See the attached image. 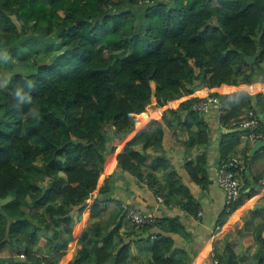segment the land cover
Masks as SVG:
<instances>
[{"label":"trees","instance_id":"1","mask_svg":"<svg viewBox=\"0 0 264 264\" xmlns=\"http://www.w3.org/2000/svg\"><path fill=\"white\" fill-rule=\"evenodd\" d=\"M39 38L50 43L41 48ZM0 50L8 56L0 59L5 71L13 59H35L8 81L0 73V251L16 254L0 264H58L75 240L69 264H191L194 254L177 240L192 243L193 236L179 216L137 227L109 194L116 174H124L167 209L196 218L201 207L163 141L167 128L187 136L181 149L206 147L210 131L201 103L219 110L220 163L237 159L241 138L250 134L238 123L256 121L264 138V95L245 91L264 83V0H0ZM41 53H49L47 61L38 62ZM199 89L217 92L150 121L98 188L115 145L146 126L153 100L161 109ZM18 90L31 103H19ZM206 169L204 152L184 172L191 184L206 187ZM96 191L91 222L78 234L74 213L81 215ZM243 204L240 197L225 208L219 226ZM260 229L254 255L238 256L228 245L215 253L217 263L264 264V224Z\"/></svg>","mask_w":264,"mask_h":264},{"label":"crops","instance_id":"2","mask_svg":"<svg viewBox=\"0 0 264 264\" xmlns=\"http://www.w3.org/2000/svg\"><path fill=\"white\" fill-rule=\"evenodd\" d=\"M245 91L250 92L252 96L259 94L264 95V83L257 82L245 88ZM216 92V89H199L195 91L191 97L185 98L184 102L189 99H207L210 94ZM223 96L224 95L221 96L222 99ZM177 103L178 101L170 103L169 105ZM181 103L180 101L176 108L170 107L161 110L159 115L160 118H157V120L161 119L166 111L177 109ZM211 104L210 101L208 112L205 113L206 115L204 117L209 125L210 131V142L206 147L191 150L181 149L178 143L185 141L187 136L180 134L178 131H176V134H179L176 136L173 131L164 128L165 137L163 148L166 152V156L170 157L172 168L178 173L182 180V184L190 189L197 204L201 207L200 213L196 218L183 215L176 208L167 209L163 205L162 199L159 201V198L155 197L153 192L145 185L138 184L132 177L124 174H116L113 192L109 194V199L119 202L121 205L134 207L142 213L155 217L156 219L179 216L181 222L187 227L191 236H193L192 243H185L180 239L177 240L178 247L184 248L194 254L191 264H218L214 258L215 253H223L228 245L234 247V253L238 256L244 254L249 256L254 255L259 248V243L255 241V238L258 232L262 231L260 226L264 224V141L251 143L246 136L241 138L239 150L237 152L240 169L237 179L241 183L240 197L243 198L244 204L231 214L224 224L221 226L218 224L220 221L219 218L226 208L224 192L219 188L216 180L217 171L220 166L218 149L225 131L219 124L218 108ZM259 117L264 121L263 115ZM147 126L146 124L145 127L137 130H143ZM137 130L130 136V139L138 132ZM246 146L249 147V151L247 155L244 156L243 150ZM204 152L207 158L206 170L209 176V184L206 187H199L190 183V179L184 172V167L187 162L196 160L197 157ZM115 172L116 163L113 173ZM111 177L112 175H107L105 180ZM246 197H249V199H245ZM107 208L112 210L115 208V204L111 202ZM86 226L87 225L83 226L81 231H83ZM262 236L264 238V233ZM73 248H75L74 253H67L58 264L70 263L77 250L75 245H73ZM133 251H135V249H133ZM15 255L16 254L9 249L1 250L0 261L14 257ZM254 262L258 263V261Z\"/></svg>","mask_w":264,"mask_h":264},{"label":"built area","instance_id":"3","mask_svg":"<svg viewBox=\"0 0 264 264\" xmlns=\"http://www.w3.org/2000/svg\"><path fill=\"white\" fill-rule=\"evenodd\" d=\"M209 104L210 102L208 101L201 103L198 109L204 113H207ZM238 125L244 130H249L250 134L247 136V138L251 143H255L264 139L262 135L256 133V121L245 120L241 123H238ZM237 168H239V161L237 159H231L228 162H221L217 171L216 180L219 188L224 192L226 208H230V206L235 204L241 195V183L233 172V170H236ZM122 207L124 209L125 219L137 227H144L155 223V217L146 215L134 207L126 205H122ZM20 259H24V256L21 255Z\"/></svg>","mask_w":264,"mask_h":264},{"label":"rangeland","instance_id":"4","mask_svg":"<svg viewBox=\"0 0 264 264\" xmlns=\"http://www.w3.org/2000/svg\"><path fill=\"white\" fill-rule=\"evenodd\" d=\"M39 42L41 43L40 45H42L41 48H44V45L45 44L50 43L49 41L46 42L45 39H43V38L42 39L39 38ZM0 52H3V51L0 50ZM48 54L41 53V54L38 55L37 58L36 57H34V58H36L38 60V62H40V60L42 58L46 59V61H47V57L46 56H48ZM34 60L35 59H31L29 62H20V61H18L16 59H13L11 61L10 65L8 66V67H11V68L7 69L6 71L4 70L5 65L4 64L1 65V67H0V73H2L3 77L6 78V80L8 81L16 73L29 71L28 63H32V62H34ZM184 99L185 98H182L181 100H179L177 104H179L180 101L183 103L184 102ZM177 104L167 105L165 108H162V109L159 110V109L153 108V106L155 105V101L153 100L152 105L149 108H147L148 111H149L148 112V115H149V119L148 120L149 121L150 120L153 121V119H156L157 120V118H160L159 115L161 113V110H165V109L170 108V107L176 108ZM149 121H147V125L149 124L148 123ZM139 122H140V120L139 119H136V123H139ZM137 129H141V128H137V126H136L135 130H137ZM130 136H128L121 143H118L117 145H115V152H114V154L112 156H109L107 158V160H106V163L108 161H111V165L112 166H110V168H107L106 167V163H105L104 172H103V174H102V176H101V178L99 180L98 188L101 187V184L103 183V181L105 180V178H106L107 175H113L114 174L113 172H114V165L116 163V159H117V157L120 154H122L123 149H124L126 143L131 140L130 139L131 138ZM97 194H98V191H96L93 194V197L88 202V204L86 205V207L84 209V212L81 215H78L79 212H77V211H75V213H74L75 222H76L77 228H78L77 229L78 234H80V232H82L81 229L83 228V226L88 225L91 222V220L89 218L90 217L89 211L91 209L90 206L94 202L93 200L96 199V195ZM73 245H75L78 248V246H77V240H75L73 243H71L69 245V250L67 251L68 254L74 253L75 248H73ZM19 259H20V257H19ZM20 260H23V259H20Z\"/></svg>","mask_w":264,"mask_h":264},{"label":"clouds","instance_id":"5","mask_svg":"<svg viewBox=\"0 0 264 264\" xmlns=\"http://www.w3.org/2000/svg\"><path fill=\"white\" fill-rule=\"evenodd\" d=\"M0 59L7 61V59H8L7 53L6 52H0ZM6 83L7 82L5 81V84ZM3 86H4L3 84H0V87H3ZM29 86H31V85H29ZM15 95H16L19 103H21V104L24 102L31 103V97L25 96L24 94H22L21 91L18 90ZM30 114L32 115L33 118H35L37 120L39 119V113L37 110L33 109Z\"/></svg>","mask_w":264,"mask_h":264},{"label":"water","instance_id":"6","mask_svg":"<svg viewBox=\"0 0 264 264\" xmlns=\"http://www.w3.org/2000/svg\"><path fill=\"white\" fill-rule=\"evenodd\" d=\"M256 61V57H253V58H247L246 59V62L248 64H253L254 62ZM222 97H219V100H221ZM236 131H239V130H236ZM244 131V130H243ZM230 133V132H229ZM259 146V145H258ZM6 202H8V200H5V201H2L1 204H5ZM253 264H258L257 262H253Z\"/></svg>","mask_w":264,"mask_h":264}]
</instances>
